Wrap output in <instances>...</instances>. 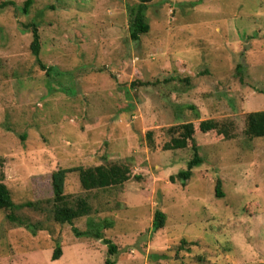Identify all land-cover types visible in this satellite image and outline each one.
Wrapping results in <instances>:
<instances>
[{"label":"rangeland","instance_id":"374dc122","mask_svg":"<svg viewBox=\"0 0 264 264\" xmlns=\"http://www.w3.org/2000/svg\"><path fill=\"white\" fill-rule=\"evenodd\" d=\"M3 1L16 6L0 10V183L43 210L14 213L36 233L0 211V264H264V138L247 134L249 114L264 112V0H152L138 42L140 0H32L27 14V0ZM32 22L51 77L31 52ZM214 121L232 138L198 132L201 165L172 183L194 151H164L166 128ZM114 164L128 182L82 188L80 169ZM60 170L65 193L92 206L73 225L47 213ZM157 209L167 219L155 232ZM91 223L102 239L74 231Z\"/></svg>","mask_w":264,"mask_h":264},{"label":"trees","instance_id":"16d2710c","mask_svg":"<svg viewBox=\"0 0 264 264\" xmlns=\"http://www.w3.org/2000/svg\"><path fill=\"white\" fill-rule=\"evenodd\" d=\"M151 2L152 0H140V4L137 7H133L130 9V37L134 42H138L143 35L148 34L150 31V25L146 18V11L149 3ZM32 3V0H27L25 2L22 9L24 14H27L29 12ZM15 6L16 4L13 1L0 2V10H5L8 7ZM26 28L29 29L32 33L31 52L35 57L37 65L43 71L47 70L48 77H51L54 73H58L55 67L46 66L40 58L41 36L37 23L32 22L30 24H27ZM251 127L255 131V136H252L249 132ZM165 131L166 135L170 137V140L163 144L164 151L184 150L189 148V146H191L194 151V158L188 164V169L179 172L177 176H171L172 183H175L176 180H178L181 181L183 185H185L186 182L191 179L193 175V168L200 166L202 163V158L199 155V147L196 143V136L198 135V132L205 135L206 133H209L211 131H216L217 133L223 135V138H232V135L230 134L227 126L221 125L220 123L215 121L201 122L197 126L192 122H187L180 125L168 127ZM247 134L248 136L250 135L255 138H264V112L249 114L247 118ZM153 136L154 132L152 131H149L146 135L150 149H155ZM131 176V169L125 164L99 165L79 170V180L82 188L85 191L102 190L122 186L131 179ZM136 177L138 178V176ZM66 178L67 170H60L52 175L53 198L46 201L47 205L49 206V209H47V213L51 215V217L57 224L73 225L77 219L90 216V214L92 213V206L85 198L73 197L65 193ZM216 195L219 198L223 196V193L221 191V180L217 181ZM23 208H31L35 211L43 210L41 203L39 202L16 204L7 185L4 183H0V211H10V213L7 215V219L10 222L25 225L33 233H36L35 231L39 229L37 226L24 222L20 220V218L15 216V211ZM166 219V214L163 211L159 209L155 211L153 220V229L155 232L165 227ZM90 227L91 229L87 232H78L77 229H74V231L79 236H91V234L93 233L94 237L98 239L103 238L101 228L98 226V224L95 225L91 223ZM106 243L110 246L109 254H116V246L112 245L110 241H107ZM61 256L62 249L61 246L58 245L53 252L52 261L59 260ZM107 264L112 263L108 260Z\"/></svg>","mask_w":264,"mask_h":264}]
</instances>
